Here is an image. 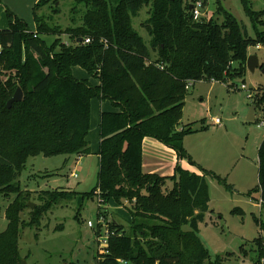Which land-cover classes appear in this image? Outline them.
<instances>
[{"label": "trees", "instance_id": "16d2710c", "mask_svg": "<svg viewBox=\"0 0 264 264\" xmlns=\"http://www.w3.org/2000/svg\"><path fill=\"white\" fill-rule=\"evenodd\" d=\"M57 1L34 4V29L8 9V27L0 28V197L15 195L4 211L0 264L26 260L19 250L21 230L39 225L53 205L74 194L63 187L41 190L30 208L27 202L34 193L22 189L18 177L31 156L90 153L86 137L92 98L108 100L115 109L101 114L97 182L82 199L96 197L98 213L105 218L107 210L100 207L110 200L130 214L127 226L106 219L107 244L97 264H223L219 255L211 259L198 224L212 212L205 177L221 183L224 179L203 167L198 174L178 163L171 175L144 172L142 141L152 137L194 164L183 147L184 136L193 129L179 124L185 86L205 80L236 90L233 81L247 72L248 48L264 46V10L240 0L253 28L250 35L219 1L215 15L220 20H194L192 0H73L70 23L63 27L54 21L60 11ZM44 6L48 13L40 12ZM142 7H148L142 23L148 44L132 24ZM48 36L52 39L46 40ZM85 38L90 41L83 43ZM74 66L97 83L75 77ZM17 87L22 98L8 107ZM251 100L264 107V88L253 89ZM257 155L254 190L264 207V137ZM26 209L24 220L21 213ZM259 226L264 228V223ZM101 230L98 225L95 234ZM254 244V264H262L261 235Z\"/></svg>", "mask_w": 264, "mask_h": 264}, {"label": "rangeland", "instance_id": "374dc122", "mask_svg": "<svg viewBox=\"0 0 264 264\" xmlns=\"http://www.w3.org/2000/svg\"><path fill=\"white\" fill-rule=\"evenodd\" d=\"M217 1L246 26L250 35L253 34L240 0H208L207 6L213 9ZM249 1L254 10H264V0ZM56 5L60 11L54 16V21L64 27L70 23L73 0H58ZM212 9L208 11V8L203 7L202 12L206 10L208 16L213 15ZM40 10L49 12L47 6ZM147 10L148 7H142L137 16L132 18L134 28L146 44L149 37L142 23L148 17ZM80 14L81 11L76 14V18ZM213 17L221 19L215 14ZM26 23L30 29L34 28L32 14ZM260 29H264V25ZM45 39L51 40L52 37ZM249 54H256L260 65L264 63V46L249 47ZM263 69L256 67L254 71L247 70L243 79H235L233 82L238 86L236 90L221 82L200 80L191 84L179 121L180 125H191L193 129L183 138V147L194 162L191 165L204 167L224 179V183H221L214 177L206 176L215 213H207L198 224V236L212 256L211 259L219 255L223 264H254L257 258L254 239L258 235L264 239V228L259 226V222L264 223V207L259 204V191L254 190L258 184L257 149L264 137V107L256 106L247 97L249 91L257 87L264 88ZM72 72L77 78H86L92 83L97 81L79 66H74ZM242 83L246 89H240ZM253 106L254 120L250 121L248 115ZM214 117H218L221 124H214ZM77 161L75 164L73 155L39 154L29 157L20 172V187L33 190L34 203L37 201V192L41 190L62 186L74 191L66 200L53 205L43 215L39 225L26 226L21 230L19 250L22 257H27V264H97L102 246L95 234L98 201L96 197L82 199V194L97 182L98 158L94 155L88 157L87 154ZM71 173H76V176ZM14 196L0 197V232L7 223L5 208ZM102 207L100 210L108 211L107 218L110 221L128 225L130 214L127 207L113 200L102 204ZM21 217L24 220L28 217L27 209L21 213ZM88 221L93 226H88ZM59 224L63 225L62 229L56 228ZM203 264L209 263L205 261Z\"/></svg>", "mask_w": 264, "mask_h": 264}, {"label": "crops", "instance_id": "0c3cea01", "mask_svg": "<svg viewBox=\"0 0 264 264\" xmlns=\"http://www.w3.org/2000/svg\"><path fill=\"white\" fill-rule=\"evenodd\" d=\"M36 2H38V0H0V28L2 29L8 27L6 9L11 11L18 18L27 21V19H29L30 14H32V7ZM207 3L208 0H206L204 8H208V11H210L212 8L208 7ZM215 10L216 7L213 8L211 11L213 15L215 14ZM202 14L203 17L205 16L213 17V15L211 14L208 16L206 10H204ZM214 82L215 81H211V83ZM95 83H97V81ZM114 109L115 108L111 105V103L108 100H100L98 98H92L90 101V123H89L88 134L86 137L90 147V153L88 154V157L93 155L96 156L98 158V166H99L98 148L100 142V127H99L100 117L102 112L113 111ZM73 156L76 164L78 162L77 159H80L81 156L79 155H73ZM177 163L180 164L181 167L185 169L201 174V171L197 167L191 165L186 159L178 158L176 156L175 151L172 148L166 146L165 144L161 143L160 141L152 137H145L143 139L142 170L144 172H150V173L155 172L160 175H171L173 174L174 167ZM205 180L209 187L208 188L209 208L212 210V213H215L214 206L211 205L212 196H211L209 181L206 179V177ZM58 187H62V186H58ZM259 204H261L260 198H259ZM106 212L108 213V211ZM106 219L109 220L107 216Z\"/></svg>", "mask_w": 264, "mask_h": 264}, {"label": "built area", "instance_id": "2783aa9c", "mask_svg": "<svg viewBox=\"0 0 264 264\" xmlns=\"http://www.w3.org/2000/svg\"><path fill=\"white\" fill-rule=\"evenodd\" d=\"M190 7H191L190 10H191V13H192V18L194 20H198L201 17H203L202 9H203L204 6H203V3H202V0H192L190 2ZM89 41H90L89 38H85L83 40V43H88ZM255 47L259 48L260 45H256ZM190 85H191V82L189 81V82H187L185 88L188 89L190 87ZM240 89H246V85L244 83H242L240 85ZM251 95H252V91H249V93L247 94V97L251 98ZM212 121H213L214 124H217V125L221 124V120L218 117L212 118ZM71 175L72 176H76V173H71ZM97 224L100 225L101 228H102L100 235L97 236L98 237L97 239L102 244V246L100 248L101 249L100 252H103L104 251L103 248L107 244L108 230H107L106 218H105V216H103L100 213L98 215V223ZM87 225L88 226H93V224L90 221L87 222Z\"/></svg>", "mask_w": 264, "mask_h": 264}, {"label": "water", "instance_id": "95a60500", "mask_svg": "<svg viewBox=\"0 0 264 264\" xmlns=\"http://www.w3.org/2000/svg\"><path fill=\"white\" fill-rule=\"evenodd\" d=\"M190 8L191 7L189 6V9ZM256 67H260V63H259L257 55L256 54H249L246 58L247 70L254 71V69ZM263 71H264V69H263ZM21 98H22V90L19 87H17L15 92L13 93L12 97L7 101V106L10 107L13 102H17V101L21 100ZM254 108H255V106L251 107L250 113L248 115V120H250V121L254 120V113H253ZM27 206L30 208H33L35 206V203L29 201V202H27ZM21 264H27L26 260L21 259Z\"/></svg>", "mask_w": 264, "mask_h": 264}]
</instances>
